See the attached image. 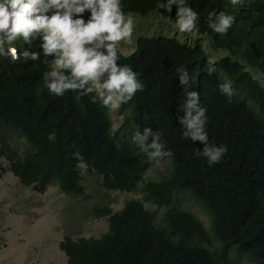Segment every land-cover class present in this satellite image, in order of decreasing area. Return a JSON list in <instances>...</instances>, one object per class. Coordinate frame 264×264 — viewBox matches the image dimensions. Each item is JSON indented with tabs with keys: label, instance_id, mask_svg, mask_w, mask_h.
I'll use <instances>...</instances> for the list:
<instances>
[{
	"label": "trees",
	"instance_id": "1",
	"mask_svg": "<svg viewBox=\"0 0 264 264\" xmlns=\"http://www.w3.org/2000/svg\"><path fill=\"white\" fill-rule=\"evenodd\" d=\"M189 4L200 14L197 33L209 38L210 48L236 60L209 65L199 42L141 36L136 49L118 61L138 72L145 85L119 107L118 134L108 108L90 97L48 95L42 80L45 64L0 56V158L11 160L10 170L23 186L43 192L55 183L67 195H83L80 169L70 155L78 149L87 170L102 178L103 188L141 193V200L127 202L118 213L110 206L95 207V218H107L108 230L97 238L62 241L67 264H264V86L250 71L264 76V0H243L236 6L229 0ZM122 7L126 14L145 18L158 10L156 0H122ZM212 9L234 16L227 34L207 27ZM176 11L173 5V19ZM38 42L29 46L21 40L14 46L19 55L27 47L38 51ZM213 54L217 56L214 51L209 56ZM178 68L188 70L190 90L199 93V103L207 109L210 141L229 148L212 167L193 157L194 149H203L200 142L181 139ZM226 80L238 92L232 103L218 91ZM145 127L163 130L162 139L174 153L166 174L157 179L147 178L150 159L126 138ZM14 137L25 141L20 153ZM186 198L208 216L210 231L183 208ZM144 204L164 205L162 218Z\"/></svg>",
	"mask_w": 264,
	"mask_h": 264
},
{
	"label": "clouds",
	"instance_id": "2",
	"mask_svg": "<svg viewBox=\"0 0 264 264\" xmlns=\"http://www.w3.org/2000/svg\"><path fill=\"white\" fill-rule=\"evenodd\" d=\"M229 2L236 6L243 0ZM173 5L177 9L173 29L180 34L195 35L200 14L190 6L189 0H156L157 9L169 14ZM206 19L211 32L220 35L227 34L234 23L233 15L216 9L209 11ZM134 27V18L125 13L122 0H0V56L45 64L43 88L50 96L62 98L67 93L78 98L88 96L92 103L115 109L132 101L145 88L138 72L128 64L118 63L126 54L123 45L132 43ZM21 40L29 46L38 40L39 50L27 47L18 55L14 45ZM176 71L183 89L178 108L183 115L177 118L181 139L200 142L203 149H194L193 157L204 158L209 167L217 165L229 148L210 141L207 109L200 105L199 93L190 90L192 77L186 68ZM218 91L228 103L238 95L227 80L218 85ZM256 113L261 114L259 106ZM163 135V130L145 127L134 131L132 140L155 161L174 155ZM70 155L76 161V168L87 170L88 164L78 149Z\"/></svg>",
	"mask_w": 264,
	"mask_h": 264
},
{
	"label": "rangeland",
	"instance_id": "3",
	"mask_svg": "<svg viewBox=\"0 0 264 264\" xmlns=\"http://www.w3.org/2000/svg\"><path fill=\"white\" fill-rule=\"evenodd\" d=\"M131 15L135 27L132 43L123 45L125 55L131 54L136 49V40L141 36L165 35L172 38L176 36L183 43L199 42L206 48L203 49L209 57V65H213L215 60L224 58L236 60L226 51L215 50L212 47L211 49L209 38L205 35L200 34L203 36L200 37L197 32L195 35L177 33L172 27L174 19L164 9L157 10L148 18L137 14ZM161 30L166 34H162ZM207 50L209 53L214 51L217 56L213 54L212 57L216 58L210 57ZM250 71L264 86V76L256 69ZM108 110L113 131L118 134L122 123L119 108H108ZM133 133L126 135L129 141H133ZM13 145L18 150L17 153H20L25 147V141L23 138L14 137ZM10 164L11 160L8 157L0 158V264H67L68 258L60 247L62 241L66 238H97L108 230V219H96L95 207L110 206L114 213H118L127 202L141 200L140 192L124 193L106 190L102 186L101 177L81 169L83 195H67L55 183L41 192L35 187L23 186L19 178L10 170ZM170 166L169 157L150 160V168L145 174L147 178L157 179L160 175L166 174ZM182 206L198 217L210 231V219L191 198L183 199ZM145 207L157 212L159 220L162 218L164 205L145 204Z\"/></svg>",
	"mask_w": 264,
	"mask_h": 264
}]
</instances>
